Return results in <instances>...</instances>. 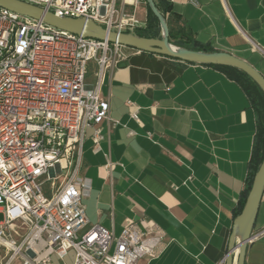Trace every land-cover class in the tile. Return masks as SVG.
Listing matches in <instances>:
<instances>
[{
  "label": "crops",
  "instance_id": "crops-1",
  "mask_svg": "<svg viewBox=\"0 0 264 264\" xmlns=\"http://www.w3.org/2000/svg\"><path fill=\"white\" fill-rule=\"evenodd\" d=\"M168 1L170 43L231 54L264 76V0ZM148 14L149 6L137 7L146 25ZM125 53L102 88L117 124H103L99 152L92 130L83 146L87 219L117 238L131 225L163 230L159 256L140 264H223L249 192L264 117L242 85L220 69L131 48ZM96 71L90 63L89 84ZM134 111L138 121L131 118ZM109 164L114 167L107 173ZM244 264H264V192Z\"/></svg>",
  "mask_w": 264,
  "mask_h": 264
},
{
  "label": "built area",
  "instance_id": "built-area-1",
  "mask_svg": "<svg viewBox=\"0 0 264 264\" xmlns=\"http://www.w3.org/2000/svg\"><path fill=\"white\" fill-rule=\"evenodd\" d=\"M21 1L57 17L85 18L108 33L137 35L147 27L137 7L148 0ZM126 49L0 8V264H54V256L65 264L71 250L74 264H140L159 256L165 232L157 225H131L117 238L90 224L83 203L90 190L80 175L87 131L99 152L103 124H117L102 95L105 75ZM90 63L97 67L92 84ZM131 118L138 121V111Z\"/></svg>",
  "mask_w": 264,
  "mask_h": 264
},
{
  "label": "water",
  "instance_id": "water-1",
  "mask_svg": "<svg viewBox=\"0 0 264 264\" xmlns=\"http://www.w3.org/2000/svg\"><path fill=\"white\" fill-rule=\"evenodd\" d=\"M149 1L151 8L160 21L161 38L145 39L133 34L108 33L97 26L93 21L85 18L72 19L57 17L53 13L42 8L28 4L21 0H0V8L10 12L43 21L50 27L63 32H68L84 38H92L100 41L108 39L113 44L138 50L153 55L179 60L184 63L199 66H222L237 69L246 74L264 94V76L247 62L227 53L206 54L175 46L169 41V32L166 19L156 9L154 1ZM175 47V49L172 48ZM264 192V160L254 178L249 196L242 213L235 219L232 235L229 241L228 254L223 264H244L247 245L253 238V228L257 211L262 201ZM244 230V234H239Z\"/></svg>",
  "mask_w": 264,
  "mask_h": 264
},
{
  "label": "trees",
  "instance_id": "trees-1",
  "mask_svg": "<svg viewBox=\"0 0 264 264\" xmlns=\"http://www.w3.org/2000/svg\"><path fill=\"white\" fill-rule=\"evenodd\" d=\"M156 9L159 11V13L162 14L164 18H166V15L171 12L172 6L170 1L168 0H153ZM161 26L160 21L155 15L154 11L149 8V14H148V20H147V27L143 30H140L137 33V36L145 39H160L161 38ZM188 50H192L195 52H202L206 54H212L215 53L213 49H210L209 47L201 46L198 43H194L192 47L186 48ZM193 65V64H191ZM208 67H215L217 69L222 70L225 72L231 79L237 81L242 85V87L245 89V91L248 93L249 97L253 101V103L256 105V107L259 108V112L261 114V117H264V94L260 90V88L243 72L230 68V67H222V66H208ZM245 78H249L247 81ZM264 160V125H260L258 136H257V143L256 147L254 149L253 158L251 161V173H250V187L249 192L245 196L244 200L242 201L241 205V211H243L248 195L250 193L251 187L254 182V178Z\"/></svg>",
  "mask_w": 264,
  "mask_h": 264
},
{
  "label": "rangeland",
  "instance_id": "rangeland-1",
  "mask_svg": "<svg viewBox=\"0 0 264 264\" xmlns=\"http://www.w3.org/2000/svg\"><path fill=\"white\" fill-rule=\"evenodd\" d=\"M247 81H249L247 78H245ZM49 185H45V189H48ZM75 256H76V253L74 250H71L68 254V256L65 258L64 262L66 264H74V261H75ZM4 257V251L1 249L0 250V262L2 261V258ZM52 260L54 262V264H60V260L54 256L52 257ZM13 264H22V261L20 259L16 260Z\"/></svg>",
  "mask_w": 264,
  "mask_h": 264
},
{
  "label": "bare ground",
  "instance_id": "bare-ground-1",
  "mask_svg": "<svg viewBox=\"0 0 264 264\" xmlns=\"http://www.w3.org/2000/svg\"><path fill=\"white\" fill-rule=\"evenodd\" d=\"M172 48L175 49V47H173V46H172ZM239 234H240L241 237H242V235L244 234V230H240V231H239ZM235 264H236V263H235Z\"/></svg>",
  "mask_w": 264,
  "mask_h": 264
}]
</instances>
